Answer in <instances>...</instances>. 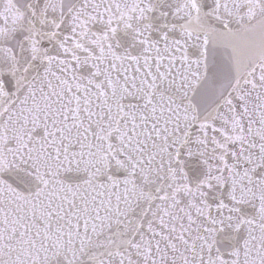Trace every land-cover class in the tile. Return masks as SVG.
Instances as JSON below:
<instances>
[{
  "label": "snow or ice",
  "instance_id": "6c2138e0",
  "mask_svg": "<svg viewBox=\"0 0 264 264\" xmlns=\"http://www.w3.org/2000/svg\"><path fill=\"white\" fill-rule=\"evenodd\" d=\"M0 264H264V0H0Z\"/></svg>",
  "mask_w": 264,
  "mask_h": 264
}]
</instances>
